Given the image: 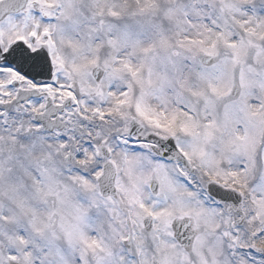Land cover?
<instances>
[{
    "label": "snow or ice",
    "instance_id": "1",
    "mask_svg": "<svg viewBox=\"0 0 264 264\" xmlns=\"http://www.w3.org/2000/svg\"><path fill=\"white\" fill-rule=\"evenodd\" d=\"M0 264H264V0H0Z\"/></svg>",
    "mask_w": 264,
    "mask_h": 264
}]
</instances>
